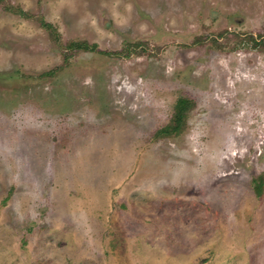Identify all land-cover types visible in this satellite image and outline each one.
I'll list each match as a JSON object with an SVG mask.
<instances>
[{"label": "rangeland", "instance_id": "rangeland-1", "mask_svg": "<svg viewBox=\"0 0 264 264\" xmlns=\"http://www.w3.org/2000/svg\"><path fill=\"white\" fill-rule=\"evenodd\" d=\"M0 264H264V0H0Z\"/></svg>", "mask_w": 264, "mask_h": 264}]
</instances>
